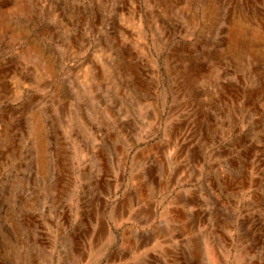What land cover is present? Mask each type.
<instances>
[{
  "label": "rangeland",
  "instance_id": "rangeland-1",
  "mask_svg": "<svg viewBox=\"0 0 264 264\" xmlns=\"http://www.w3.org/2000/svg\"><path fill=\"white\" fill-rule=\"evenodd\" d=\"M0 264H264V0H0Z\"/></svg>",
  "mask_w": 264,
  "mask_h": 264
}]
</instances>
